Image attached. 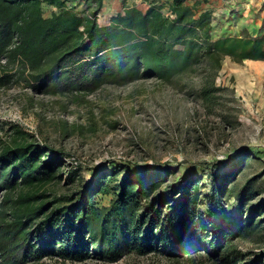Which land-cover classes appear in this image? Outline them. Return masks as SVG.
Here are the masks:
<instances>
[{
  "label": "trees",
  "instance_id": "1",
  "mask_svg": "<svg viewBox=\"0 0 264 264\" xmlns=\"http://www.w3.org/2000/svg\"><path fill=\"white\" fill-rule=\"evenodd\" d=\"M134 1V0H133ZM0 0V87L24 79L44 93L90 92L104 82L155 76L170 81L195 75L196 96L206 107L222 89L215 83L225 57L264 60V28L215 35L214 12L199 2L120 0L104 23V0ZM44 6L52 7L49 14ZM0 264H57L97 256L116 261L127 252L153 249L185 256L203 250L218 264H264L245 260L234 242L264 230V200L251 202L252 178L210 170V189L200 178L166 183L123 164L87 184L79 166L63 180V152L38 142L18 124H0ZM250 157H245L246 161ZM250 163V160H249ZM122 173V177L118 175ZM109 195L107 204L98 197ZM233 197L235 209L224 207ZM205 205V209L201 206Z\"/></svg>",
  "mask_w": 264,
  "mask_h": 264
},
{
  "label": "rangeland",
  "instance_id": "2",
  "mask_svg": "<svg viewBox=\"0 0 264 264\" xmlns=\"http://www.w3.org/2000/svg\"><path fill=\"white\" fill-rule=\"evenodd\" d=\"M78 8L85 6V1ZM163 2L164 13L169 0ZM214 13V34L237 33L246 27L255 34L264 28V0H187ZM135 2L144 9L142 0ZM52 7L44 6L47 15ZM121 10L120 0H104L97 18L107 22ZM225 57L215 83L222 89L206 107L195 94V75L161 81L155 76L125 82H104L90 92L48 94L22 79L0 87V124H18L40 143L63 152V180L57 192L77 185L66 184L67 170L79 166V177L92 184L101 174L121 164L132 176L140 171L164 179L161 188L179 178H200L203 191L210 189L208 172L236 170L241 186L252 178L251 202L264 200V79L259 80L252 63ZM253 74H252V73ZM218 78V79H217ZM2 135V130L0 129ZM248 164L245 162L247 155ZM250 160V163H249ZM122 173L118 175L121 178ZM109 195L98 197L107 204ZM233 197L226 209H235ZM205 209V205L201 206ZM264 218V213L260 215ZM238 238L234 245L245 260L264 261V230L260 237ZM45 262L57 264L52 259ZM64 264H218L205 251L183 256L161 249L147 253L125 252L116 261L97 256Z\"/></svg>",
  "mask_w": 264,
  "mask_h": 264
},
{
  "label": "crops",
  "instance_id": "3",
  "mask_svg": "<svg viewBox=\"0 0 264 264\" xmlns=\"http://www.w3.org/2000/svg\"><path fill=\"white\" fill-rule=\"evenodd\" d=\"M191 4H192V2H191ZM231 34H233V33H231ZM252 63L255 67V70H253L254 71L253 73H256V76L259 80L264 79V60H259V59L256 60L255 59V60H252Z\"/></svg>",
  "mask_w": 264,
  "mask_h": 264
},
{
  "label": "built area",
  "instance_id": "4",
  "mask_svg": "<svg viewBox=\"0 0 264 264\" xmlns=\"http://www.w3.org/2000/svg\"><path fill=\"white\" fill-rule=\"evenodd\" d=\"M165 14L171 15L170 11H168V12H167V13H165ZM217 79H218V78H217Z\"/></svg>",
  "mask_w": 264,
  "mask_h": 264
}]
</instances>
